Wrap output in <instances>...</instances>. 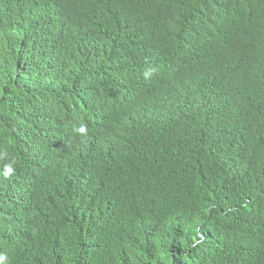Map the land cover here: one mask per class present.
<instances>
[{"label":"trees","instance_id":"16d2710c","mask_svg":"<svg viewBox=\"0 0 264 264\" xmlns=\"http://www.w3.org/2000/svg\"><path fill=\"white\" fill-rule=\"evenodd\" d=\"M56 1L61 19L95 43L138 46L144 84L77 136L75 145L95 146L81 153L80 189L57 223L54 256L76 258L67 235L75 222L119 233L144 264H176L198 234L219 241L216 212L231 220L247 190L264 191V0ZM248 21L253 42L236 31ZM63 190L72 183L51 181L34 213L61 214Z\"/></svg>","mask_w":264,"mask_h":264},{"label":"clouds","instance_id":"9594fccd","mask_svg":"<svg viewBox=\"0 0 264 264\" xmlns=\"http://www.w3.org/2000/svg\"><path fill=\"white\" fill-rule=\"evenodd\" d=\"M60 10L56 0H0V264H134V254L144 264L137 248L97 222L70 227L74 260L54 256L57 223L80 189L81 153L95 146L75 145L77 136L89 135L109 106L136 98L134 85L144 84L134 72L143 62L138 46L113 51L95 43ZM236 31L253 42L251 22ZM155 68L144 72L145 80ZM53 180L73 186L63 190L61 214H35ZM236 202L231 220L228 210L215 211L221 239L192 237L194 248L176 264H264V191L247 190Z\"/></svg>","mask_w":264,"mask_h":264}]
</instances>
